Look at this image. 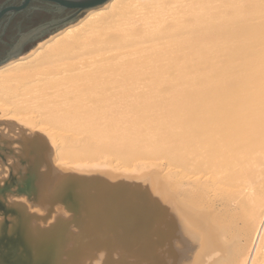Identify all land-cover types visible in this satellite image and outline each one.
Returning a JSON list of instances; mask_svg holds the SVG:
<instances>
[{
  "label": "bare ground",
  "instance_id": "1",
  "mask_svg": "<svg viewBox=\"0 0 264 264\" xmlns=\"http://www.w3.org/2000/svg\"><path fill=\"white\" fill-rule=\"evenodd\" d=\"M8 60L31 261L264 264V0H106Z\"/></svg>",
  "mask_w": 264,
  "mask_h": 264
},
{
  "label": "rangeland",
  "instance_id": "2",
  "mask_svg": "<svg viewBox=\"0 0 264 264\" xmlns=\"http://www.w3.org/2000/svg\"><path fill=\"white\" fill-rule=\"evenodd\" d=\"M87 13H85L81 18H83ZM81 18H78L72 22L65 24L64 27H60L59 29H54L52 32L60 31L61 29L78 22L79 20H81ZM46 36L47 35H45L40 39L35 40L33 44L29 46V49H27V51H25L24 53H21V55L27 53L31 48L37 45L39 41L46 38ZM1 150L2 151L0 152V160L2 159V162L5 164V165L2 164L1 167L8 169L6 170L7 175L4 181L2 183L0 182V264H36L34 261H31V259L33 260L31 252L26 246L24 247L25 245L23 242L24 239L21 238L22 236L20 235L21 232L19 228L23 226L22 223L27 221L25 218L26 216H24L23 213L21 214L15 207L10 205V200L16 198L17 200H19V202L20 201L22 202L23 200L21 198L25 197L28 203L35 204L38 202L39 199H38L37 186L40 183V169H39L40 165L38 161H33L31 163L27 161L25 162L22 158L23 153L20 154L19 156H16L15 155L16 153H14L13 150H10L9 152H7V154L4 152L6 148L3 147ZM9 155L10 156L14 155L15 157L19 158L21 163V168L17 170L18 172L14 171V169L12 168L8 157ZM2 170L3 169H1V171ZM71 197H72L71 193H67L65 197V199L68 200L67 202H71L73 200ZM71 210L76 212L75 209L74 210L71 209ZM22 211L25 212L24 210ZM21 218H22V222H21ZM23 218L25 219V221ZM15 222L16 223L19 222L21 224L18 226L16 225V227L15 226L13 227L12 223ZM10 227L13 231L15 230V232H11ZM25 228L27 229L28 225L25 226ZM39 264H46V263L42 261L39 262Z\"/></svg>",
  "mask_w": 264,
  "mask_h": 264
},
{
  "label": "flooded vegetation",
  "instance_id": "3",
  "mask_svg": "<svg viewBox=\"0 0 264 264\" xmlns=\"http://www.w3.org/2000/svg\"><path fill=\"white\" fill-rule=\"evenodd\" d=\"M77 10L61 6L54 0H0V62L9 56L25 33L42 24L68 18ZM87 11L81 12L76 19L81 18ZM60 27L64 25L52 30ZM33 42H24L23 53Z\"/></svg>",
  "mask_w": 264,
  "mask_h": 264
},
{
  "label": "water",
  "instance_id": "4",
  "mask_svg": "<svg viewBox=\"0 0 264 264\" xmlns=\"http://www.w3.org/2000/svg\"><path fill=\"white\" fill-rule=\"evenodd\" d=\"M54 1L58 2L61 6L69 7V8H77L78 10L74 15L68 18L42 24L30 30L29 32L25 33L18 40L15 48L11 51L9 56L5 58L3 61H1L0 64L4 61H7L11 57H16L21 55V53H23V44L25 41H29V40L35 41L37 39L44 37L45 35H49L50 33H53L52 32L53 28H57L60 25H65L69 22L76 20L77 16L81 12L96 7L97 5L104 3L106 0H54Z\"/></svg>",
  "mask_w": 264,
  "mask_h": 264
}]
</instances>
